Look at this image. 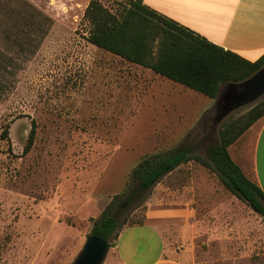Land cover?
Here are the masks:
<instances>
[{
  "label": "rangeland",
  "instance_id": "obj_1",
  "mask_svg": "<svg viewBox=\"0 0 264 264\" xmlns=\"http://www.w3.org/2000/svg\"><path fill=\"white\" fill-rule=\"evenodd\" d=\"M89 1L0 0V264L72 263L107 209L156 226L188 264H264V217L199 162L129 200L142 158L204 139L215 99L88 42ZM254 131L230 148L247 174Z\"/></svg>",
  "mask_w": 264,
  "mask_h": 264
},
{
  "label": "trees",
  "instance_id": "obj_2",
  "mask_svg": "<svg viewBox=\"0 0 264 264\" xmlns=\"http://www.w3.org/2000/svg\"><path fill=\"white\" fill-rule=\"evenodd\" d=\"M26 5L31 10L30 20L41 14L31 2L26 1ZM84 18L89 25L87 40L91 44L213 99L223 84L239 83L264 65V54L251 61L159 13L144 0H127L115 10L100 0H90ZM263 116L264 99L246 113L224 123L216 138L212 126L202 141H184L173 149L145 156L133 169L129 200L151 189L181 164L194 160L214 171L230 192L264 217L263 189L245 174L229 150ZM7 133L5 128L3 136ZM34 139L35 126L24 153L30 151ZM116 198H119L118 194L114 195ZM127 222H119L107 209L100 218L93 219L90 233L107 241H116L123 227L143 224Z\"/></svg>",
  "mask_w": 264,
  "mask_h": 264
},
{
  "label": "crops",
  "instance_id": "obj_3",
  "mask_svg": "<svg viewBox=\"0 0 264 264\" xmlns=\"http://www.w3.org/2000/svg\"><path fill=\"white\" fill-rule=\"evenodd\" d=\"M144 3L251 61L264 54V0H144ZM253 127L250 174L235 161L230 149L234 143L229 150L233 160L264 191V116L250 128ZM116 241L115 256L110 264H188L182 255L170 249L161 231L153 224L125 226Z\"/></svg>",
  "mask_w": 264,
  "mask_h": 264
},
{
  "label": "water",
  "instance_id": "obj_4",
  "mask_svg": "<svg viewBox=\"0 0 264 264\" xmlns=\"http://www.w3.org/2000/svg\"><path fill=\"white\" fill-rule=\"evenodd\" d=\"M263 95L264 65L250 77L239 83H226L221 86L215 98V103L207 114V116L211 114V119L212 117L214 119L211 122L208 121L209 125L215 126L214 121L218 124L225 116L224 114L233 111L237 107L253 103ZM222 99L228 101L223 107L221 106ZM85 238L86 240L81 251L70 264H103L110 249L117 246V241H107L92 233H87Z\"/></svg>",
  "mask_w": 264,
  "mask_h": 264
}]
</instances>
